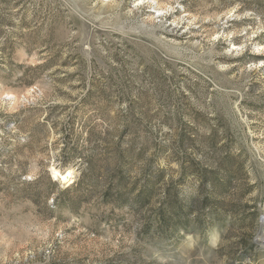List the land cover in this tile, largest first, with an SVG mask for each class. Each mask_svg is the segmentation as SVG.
<instances>
[{
    "label": "rangeland",
    "instance_id": "374dc122",
    "mask_svg": "<svg viewBox=\"0 0 264 264\" xmlns=\"http://www.w3.org/2000/svg\"><path fill=\"white\" fill-rule=\"evenodd\" d=\"M263 217L264 0H0V264H264Z\"/></svg>",
    "mask_w": 264,
    "mask_h": 264
},
{
    "label": "bare ground",
    "instance_id": "6f19581e",
    "mask_svg": "<svg viewBox=\"0 0 264 264\" xmlns=\"http://www.w3.org/2000/svg\"><path fill=\"white\" fill-rule=\"evenodd\" d=\"M53 175L55 178L60 179L65 184L70 183L73 180V172L72 171H68L66 173L61 174L58 171L54 170Z\"/></svg>",
    "mask_w": 264,
    "mask_h": 264
},
{
    "label": "trees",
    "instance_id": "16d2710c",
    "mask_svg": "<svg viewBox=\"0 0 264 264\" xmlns=\"http://www.w3.org/2000/svg\"><path fill=\"white\" fill-rule=\"evenodd\" d=\"M81 179H82V178H81ZM36 182H37L36 180L33 181V183H36ZM80 183H81V181H80L79 183H74L73 186H71L67 191L73 189L75 186H78ZM50 185H51L52 187H53V186L55 187V184L51 181V179H50ZM141 202H142V200H141Z\"/></svg>",
    "mask_w": 264,
    "mask_h": 264
},
{
    "label": "water",
    "instance_id": "95a60500",
    "mask_svg": "<svg viewBox=\"0 0 264 264\" xmlns=\"http://www.w3.org/2000/svg\"><path fill=\"white\" fill-rule=\"evenodd\" d=\"M263 221H264V217H263Z\"/></svg>",
    "mask_w": 264,
    "mask_h": 264
}]
</instances>
